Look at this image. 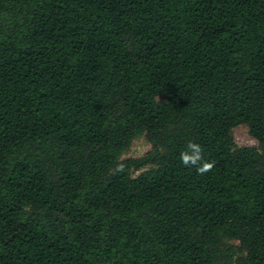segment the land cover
Here are the masks:
<instances>
[{
    "label": "trees",
    "instance_id": "1",
    "mask_svg": "<svg viewBox=\"0 0 264 264\" xmlns=\"http://www.w3.org/2000/svg\"><path fill=\"white\" fill-rule=\"evenodd\" d=\"M0 264H264V0H0Z\"/></svg>",
    "mask_w": 264,
    "mask_h": 264
},
{
    "label": "rangeland",
    "instance_id": "2",
    "mask_svg": "<svg viewBox=\"0 0 264 264\" xmlns=\"http://www.w3.org/2000/svg\"><path fill=\"white\" fill-rule=\"evenodd\" d=\"M157 98L159 99L160 96H158ZM231 135L234 143L237 146H252L259 149V144L257 140L250 135L246 124L240 123L234 126L231 129ZM149 149H150V144L146 139L145 132L138 131L132 135L127 146H125V148L120 152L119 158L122 159L126 157H138L146 153ZM143 170L133 171L132 175L137 176ZM236 244L237 241L231 240V241H227L226 246L224 247L227 254V259L231 260L232 263L234 262V258H235L234 250ZM227 247H232V248L228 249Z\"/></svg>",
    "mask_w": 264,
    "mask_h": 264
},
{
    "label": "clouds",
    "instance_id": "3",
    "mask_svg": "<svg viewBox=\"0 0 264 264\" xmlns=\"http://www.w3.org/2000/svg\"><path fill=\"white\" fill-rule=\"evenodd\" d=\"M180 160L183 165L195 168L198 175H205L215 166L214 161L204 159L202 146L192 141H189L186 149L180 153ZM117 171H123V166H119Z\"/></svg>",
    "mask_w": 264,
    "mask_h": 264
}]
</instances>
